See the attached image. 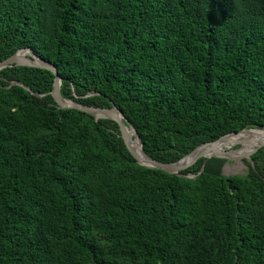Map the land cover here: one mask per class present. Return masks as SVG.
<instances>
[{
    "label": "trees",
    "instance_id": "16d2710c",
    "mask_svg": "<svg viewBox=\"0 0 264 264\" xmlns=\"http://www.w3.org/2000/svg\"><path fill=\"white\" fill-rule=\"evenodd\" d=\"M27 47L159 161L264 127V0H0V61ZM54 77L0 69V264H264V146L244 173L147 167Z\"/></svg>",
    "mask_w": 264,
    "mask_h": 264
},
{
    "label": "water",
    "instance_id": "95a60500",
    "mask_svg": "<svg viewBox=\"0 0 264 264\" xmlns=\"http://www.w3.org/2000/svg\"><path fill=\"white\" fill-rule=\"evenodd\" d=\"M12 65H25V66H34V67H41L50 70L54 73V82H53V88L51 90V94L56 102V105L58 108L62 109H78L84 112H87L96 118H108L111 120H114L120 129V135L123 138L128 150L132 154V156L136 159V161L144 166L161 169L163 171L174 173L178 175H182V171L189 168L193 164H195L197 161H199L201 158H204V163L212 157H221L225 159L229 158H238L239 156L246 157L250 159V156L252 153L257 151L260 147L264 146V137H259L258 139H249V140H243L242 142H236V144H239V147L234 149H226L222 152H212L207 153V150L209 147L213 146L216 143L219 142H226L229 141L232 135L238 134L240 132L244 131H250V130H263L262 128H243L241 130H234L227 132L218 138L203 142L199 145H197L193 150H191L189 153L185 154L183 157L170 162H162L159 161L152 156H150L143 147V142L141 140V137L139 133L137 132L134 125L131 123V121L124 115V113L117 108L115 105H112L111 107H100V106H94V105H88L81 103L79 101L69 99L66 97H63L60 92V85H61V77L59 76L57 67L37 55L34 54L31 48H20L15 53L10 55L9 57L3 59L0 61V69L12 66ZM15 83H18V81H14ZM13 82V83H14ZM28 88L27 86H25ZM29 89V88H28ZM130 131L132 134H130ZM134 140H137L138 146H134ZM247 143L253 145V148L243 153L242 155H239L236 150L240 148L241 144ZM224 167V166H223ZM204 168V164L202 165V169ZM188 177H193L191 175H186Z\"/></svg>",
    "mask_w": 264,
    "mask_h": 264
},
{
    "label": "bare ground",
    "instance_id": "6f19581e",
    "mask_svg": "<svg viewBox=\"0 0 264 264\" xmlns=\"http://www.w3.org/2000/svg\"><path fill=\"white\" fill-rule=\"evenodd\" d=\"M130 134L132 132L130 131ZM259 137H264V129L263 130H250V131H244L240 132L238 134L232 135L229 141L219 142L214 144L213 146L209 147L207 150V153L212 152H222L226 148L232 147L236 144V142H242L243 140H249V139H258ZM134 146H138L137 140H134ZM251 144L243 143L241 144L240 148L236 150V152L239 155H242L245 152L250 151ZM242 157V156H239Z\"/></svg>",
    "mask_w": 264,
    "mask_h": 264
},
{
    "label": "rangeland",
    "instance_id": "374dc122",
    "mask_svg": "<svg viewBox=\"0 0 264 264\" xmlns=\"http://www.w3.org/2000/svg\"><path fill=\"white\" fill-rule=\"evenodd\" d=\"M237 147H239V144H235L234 146L226 148V149H234ZM249 161L250 159L246 157L229 158L227 159L223 167V172L227 175L235 174V173H244L248 169Z\"/></svg>",
    "mask_w": 264,
    "mask_h": 264
}]
</instances>
